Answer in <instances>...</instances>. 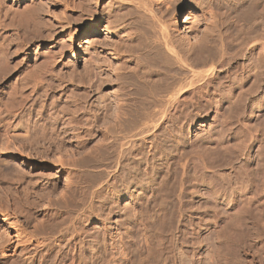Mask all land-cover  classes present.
<instances>
[{"label":"rangeland","instance_id":"obj_1","mask_svg":"<svg viewBox=\"0 0 264 264\" xmlns=\"http://www.w3.org/2000/svg\"><path fill=\"white\" fill-rule=\"evenodd\" d=\"M81 1L0 0V60L19 64L0 86V118L9 133L25 126L28 135L32 133L9 136V141L4 138L10 149L0 151V168L9 174L22 169L32 182L31 187L26 182H0V205L13 209L29 229L40 222L50 226L42 236L52 247L51 264H78L75 255L80 251V264H264V0L149 3V7L158 3L156 11L165 16L174 40L187 43L207 37L215 40L220 51L230 39V50L235 49L217 72L226 92L211 91L219 110L213 104L201 114L191 108L192 118L168 122L158 131L168 147L175 135L180 139L177 158L189 163L182 193L168 187L173 175L167 166L148 187L138 179L143 174L129 184L115 178V168L110 167L115 153L104 154L106 165L99 166V149L108 140L114 111L127 97L129 72L136 66L135 37L149 24L152 27L155 18L147 9L136 10L140 15L126 6L122 8L128 11L125 20H113L109 15L113 0H91L88 10ZM119 1L132 6L137 0ZM37 3L47 13L45 23L36 26ZM192 13L201 16L198 19L209 33L184 36L183 20ZM108 19L116 29L85 42L86 29L94 30V21L103 27ZM37 27L48 32L47 37L33 41ZM234 33L257 35L261 49L241 45L244 38L235 45ZM115 46L125 60L120 70H116L119 64L114 67L118 63ZM16 86L19 91L14 95L10 89ZM162 160L158 158L157 164ZM181 161L174 164L180 177ZM100 187L102 197H93V190ZM22 189L36 205L21 215L16 211L19 204L14 206L11 198L23 200ZM62 251L66 259L60 263ZM41 258L39 254L37 264H42Z\"/></svg>","mask_w":264,"mask_h":264},{"label":"bare ground","instance_id":"obj_2","mask_svg":"<svg viewBox=\"0 0 264 264\" xmlns=\"http://www.w3.org/2000/svg\"><path fill=\"white\" fill-rule=\"evenodd\" d=\"M95 1H99V0H95ZM113 1L115 2L114 5L109 8L110 9L109 15H111L113 20L124 19V16H125L124 13L127 14L128 11L126 10L127 12H122L123 11L122 8L128 6L132 12H134L136 10H140V8H144V9H147V10L153 12L152 17L155 18V23H153V24H156V23H158V24H156L157 26H155V25L153 26V24H152V27H151V24H149L150 22H148L147 25L148 24L149 25L147 27H150V28H146V27L144 28L143 27L144 25H143L142 27L146 31H144L142 29L144 31V32L140 31L142 34L141 33L139 34L138 33L139 31H137V29H138L137 26L136 25L134 26V27H136L135 29L137 31V34H139L135 37V39L138 42V49L135 51L137 55L134 54L137 57V61H136L135 65L136 66L138 65L137 66L138 68L136 66L131 67L132 70H130V72H129L130 73L129 78H130V85L131 86L128 85V87H127V89L129 88V91L127 92V97L124 98L122 100V102L120 101L121 104H119L117 109L114 111L111 126H110V124H108L111 128L109 127L110 132L108 134V138H107L108 140H107L106 144L101 146V148L99 149V154L102 157V158H100L99 166L106 165L104 163V160L106 159L105 158L106 155L104 156V154L108 153L110 155L111 153H115V155H114L115 157H113V158H115L113 165H111V166L108 165L112 168H115L114 171L116 172V174H118V176H116V174H115V178L120 180V181H123L124 184L126 183L125 181H127V183L129 184V183H133V182L138 181V180H136L138 178V176L143 174V177L138 178V179L141 180V182H142L141 184H143V186L147 185V187L150 186L151 184H154V181L156 180L157 175H159L158 173L161 170V168L167 166L168 168L170 167V170H171L170 172L173 175V177L170 176L172 184L170 183L171 185L169 184L168 187L170 186L171 188L172 187L175 189L177 188L178 191L180 189L181 193H182L184 190L187 178H188L187 169H188L189 163L187 161H185V162L181 161L182 159L179 160L177 158V157H179V154H180V153H176L177 150H179L178 149L179 147L177 145L179 144L180 139L175 135L174 138L172 137L173 140L171 139L173 141L171 143V146L168 147L165 144V139L161 138L159 136L160 135V134H158L160 132L159 130L165 129L164 127H166V124H168V122H172V123L176 122L177 123L179 119H182V120L187 119L188 120V118H192L193 113L191 111H189L191 108L193 110L197 111L198 114H201V113L206 111L208 105L213 104L216 106L217 111L219 110V108H218L219 102L214 100V98L212 97L211 91H213V89H214V90H216L215 92L219 91V92L223 93V91H225V87L227 88V86H225L224 82L218 81L220 74L218 75L217 72L220 70L219 67L223 66L228 61V59H230L229 57L231 55V52H233L235 49L233 50V48H232L231 50H233V51L230 50V48H231L230 47L231 42L229 43L230 39L228 40V43L223 44L222 48L220 47L221 48V50L219 49L220 51L217 50L218 47H215L216 45H214L215 43H213L215 40L212 42L207 37H202L201 39L197 38L198 40H195V41L192 40V42L190 40H189L190 42H188L186 40L187 43L186 42L183 43L182 42L183 40L180 41L179 38H178L179 41L174 40L172 38V34H171L172 31L170 32V30H169L170 26H168L166 24L165 20H163V17H165V16L161 17L162 15H159L161 12L158 14V12H157L158 10L156 11L157 8L159 9L158 3H156L155 6L153 5L152 7H149L150 1H154V0H137L135 2V5H132V6L127 5V3H124L125 1L124 2H121L119 0H113ZM155 1H157V0H155ZM90 2H91V0H82L81 1L82 8H84L86 10L88 8V4H90ZM159 4H161V3H159ZM35 6H37V7H35ZM35 6L33 5L32 8L35 7V9H34L35 11L39 10L38 15H40V17L42 18V20L39 21L40 17L37 16V18H39V19H38V22L36 21L35 25L37 26V23H40L42 25L43 23H45L43 21L45 20L44 12H46V11L44 10V7L42 6V4L38 5V3H37V5H35ZM30 9H31V7H30ZM143 11H141V12H143ZM136 12H139V11H136ZM141 12H139L138 14H140ZM31 15H32V13H31ZM35 15H36V13H35ZM130 15H128V16H130ZM134 15H135V13H134ZM140 15H138L139 17L137 16V18H139V20H140V17L142 19V16H140ZM166 15H168V14L166 13ZM199 17H201V16H198L196 13H192L191 15L185 16V18L183 20V25H182L184 28V31L186 32L184 36H187L186 34H188L189 36L194 37V36H198L199 35L198 33H200V32H204L205 34L209 33L208 27L201 25L202 23L200 22L201 20L198 19ZM135 18H136V16H135ZM146 18L148 19V17H146ZM121 20H120V22H121ZM129 20H131V17ZM148 21H150V20H148ZM32 22L34 23L35 21H32ZM116 22H114V23H116ZM135 22H137V19H135ZM152 22H154V21H152ZM197 22L200 23L201 26H199V24ZM111 23H113V21L111 19L110 20L108 19L107 22L105 23V25L104 26L102 25L103 27H99L98 21H94L93 22L94 30L89 31V29H86V35L88 36L86 38H88V39H86L85 42H88L89 44L92 43L93 41L98 39V38H95L94 36L101 34L102 31L112 32V28H114V29H116V28L115 27L111 28ZM171 24H172V22H171ZM139 25H141V24H139ZM40 26H38V27H40ZM38 27L35 30L36 33H38V34L34 33V35H36V36L33 35L32 38L29 36H26V38L29 37L32 40L34 37L45 39L47 37L48 32H46V31L43 32L41 30V28H38ZM141 28L139 27V29H141ZM151 28H153V29H151ZM31 29L34 30V28H31ZM123 29H124V27H123ZM125 30L123 32H125ZM27 31H29V29ZM118 33H120V32H118ZM134 33H136V32H134ZM249 33H251V32H249ZM239 34L240 33L237 34L238 37L235 34V40L236 41L233 40L234 39V37H232L233 35L231 36L232 37L231 40L235 41V45H236V42L238 41L237 42V46H238V43H240L239 41H242L241 39L244 38L245 40L243 39L244 42L242 41L240 43L241 45H242V43H245V45H250L252 47V49L257 47V45H258L257 44V37H258L257 35L253 34L254 36H251L248 33H246V35H244V33H241L243 35H241V34L239 35ZM117 35H119V34H117ZM260 37H262V36H260ZM175 39H177V38H175ZM187 39H189V38H187ZM26 40L29 41L28 38ZM240 44H239V46H240ZM231 45H233V44H231ZM261 45H259V46H261ZM262 46H264V45H262ZM112 47H113V45H112ZM257 48L261 49V47H257ZM262 48H264V47H262ZM113 51H114L113 56H116L118 58L117 59L118 63H116V65L114 67H118V64H119V67L117 69L116 68L115 69L120 70L119 68H121V67L123 68L122 62H123L124 58L120 54L121 51L116 46L114 47ZM131 56L134 57L133 55H131ZM136 57H135V59H136ZM129 58H130V56H129ZM5 60H0V86L3 82V80L5 79V77L9 73H12V71H16V69L19 66L18 62L11 64ZM127 60H128V58H127ZM120 63L122 65H120ZM125 64H127V62ZM124 70H125V68H124ZM121 72H122V70H121ZM116 73H118V72L116 71ZM232 75H234V74H232ZM232 75L231 76L229 75V77H232ZM115 77L117 78V76H115ZM118 77L119 78L121 77L120 72L118 74ZM122 78H123V76H122ZM236 78L237 77L235 76L234 80ZM12 88L10 89V91L12 90L14 95H15V93H18V92H16L19 89V88H17V86L14 87L13 89ZM12 92H10V93L12 94ZM0 101L2 103V99ZM115 108H116V106H115ZM178 112H180L181 114H180V116L177 115L178 117H176V114ZM197 113H194V114H197ZM108 123H110V122H108ZM25 128H26V126L24 128L19 127L18 129H16V127H15V128H12L10 133H9V130H8V132L6 130L7 129L6 123L3 122L2 119L0 118V151L3 149H5V150L10 149L7 142L5 143L7 145L3 146V145H5L3 143L5 140L4 139L5 136L7 139L6 141H9V139H8L9 136L11 137L12 135H15V136L22 135L23 133L25 135L27 132H30V131H28V128H27V130ZM30 134L32 135V133H30ZM27 135H28V133H27ZM2 136H3V138H2ZM33 137H35V136H33ZM25 138H27V137H25ZM13 139H14V136H13ZM16 140H17V138H16ZM31 140H33V139H31ZM55 141H57V140H55ZM144 144H146L145 147H144ZM7 154L12 155L13 152L7 151ZM113 158H111V159H113ZM158 158H160V160L162 158L163 162L160 164L159 163L157 164ZM164 158H165V161H164ZM171 159H172V161H170ZM125 161H129V162L125 163ZM179 161H181L182 162L181 165H183L181 177H180V172H179L180 170L178 171V168H177L178 166L176 165L177 166L176 167L174 165L175 163H177ZM126 169L128 170V172H127V175L124 177V175L122 176L121 173H124ZM25 172L22 169H19V170H16L15 173L13 171L12 172L13 174H11V173L9 174L8 172L7 173L3 172L2 168H0V182H4V183L5 182L6 183L11 182L12 183V181H15L17 183L26 182L28 185H30V183L32 181L30 182V180H28ZM103 172L105 173V168H104V170H102L101 175L104 174ZM170 172L168 171V173H170ZM120 174H121V176H120ZM169 181L170 180L168 179V182ZM138 183L140 184V182H138ZM178 185L180 186L179 188L177 187ZM29 187H31V185ZM65 187H67V186H65ZM26 188H28V186H26ZM65 189L67 190V188H65ZM93 191L95 194V195L93 194V197L98 196V194H100L98 196L99 198L102 197L101 196L102 191H103L102 187L95 189ZM152 191L154 194L156 189L154 188ZM24 192H25V194L21 195L23 200L20 201L17 198L18 203L16 201L17 200L16 197L12 196V198H11L13 200L14 206L16 204H19L16 207L17 208L16 211L17 210L20 211V214L21 213L22 214L23 213L24 214L30 213L31 212L30 209H32L31 207L33 206V204L36 205L35 200H29L30 197H29V193H28L27 189H25ZM62 192H63V190H62ZM223 193L225 194L226 190ZM11 194H13V193H11ZM147 198H145V199H147ZM149 199L150 198H148V200ZM65 201H66V199H65ZM145 203H147V201ZM0 204H1V202H0ZM92 208H95V206ZM93 212H94V209H93ZM47 225L48 224H46V222L45 223L40 222V224L39 223L36 225L34 224L33 229H29L25 225L23 220L20 219V216H18L16 214V212H13V209H10L9 206L3 207L0 205V264H37L36 259H37L39 254H40V258L42 257L41 258L42 264H51L52 262L50 263V260L52 259V257H51L52 247H51L50 243L47 241V238H46L47 236H45V235H44L45 237L42 236L43 234L47 233L48 227H50V226L46 227L47 228V230H46L45 226H47ZM93 229H95V227ZM43 250H46V251L43 252ZM64 252L65 251H62L60 253V255L58 256L60 263L63 262V259H66V258H64ZM81 252L82 251H80L79 254L75 255L76 259L74 256H73L74 258L72 259V260H74V259L77 260L78 264H80L81 260H82Z\"/></svg>","mask_w":264,"mask_h":264}]
</instances>
